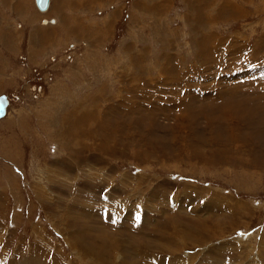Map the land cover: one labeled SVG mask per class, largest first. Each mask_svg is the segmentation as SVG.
<instances>
[{
  "label": "rangeland",
  "instance_id": "rangeland-1",
  "mask_svg": "<svg viewBox=\"0 0 264 264\" xmlns=\"http://www.w3.org/2000/svg\"><path fill=\"white\" fill-rule=\"evenodd\" d=\"M263 57L264 0H0V264H264Z\"/></svg>",
  "mask_w": 264,
  "mask_h": 264
},
{
  "label": "bare ground",
  "instance_id": "bare-ground-1",
  "mask_svg": "<svg viewBox=\"0 0 264 264\" xmlns=\"http://www.w3.org/2000/svg\"><path fill=\"white\" fill-rule=\"evenodd\" d=\"M50 1V0H49ZM34 3H35V0H34ZM35 6H36V3H35ZM49 6V5H48ZM37 7V6H36ZM38 8V7H37ZM48 8V7H47ZM38 10L39 11H45V10H40L39 8H38ZM47 10V9H46ZM55 20L54 19H50V22L51 23H53ZM72 32V31H71ZM72 34V33H71ZM211 38V36L209 37V39ZM203 47H205L204 45H203ZM203 52V51H202ZM205 53V52H204ZM199 58V57H198ZM264 58V57H263ZM213 64V63H212ZM246 87V86H245ZM232 89H234V92H230V94L227 96L228 97V99H226V100H229V99H231L230 101H232L233 99H235V97H234V95H232L231 93H237V91H238V88L236 89V88H232ZM223 94H224V92H222ZM222 93H219V94H222ZM255 93V92H254ZM189 95H188V99L189 100H191V101H193L195 98H194V96H193V93H188ZM191 94V95H190ZM195 94V93H194ZM218 94V93H217ZM217 94H216V96H217ZM218 94V95H219ZM222 94V95H223ZM226 94V93H225ZM222 95H220V96H222ZM246 95V94H245ZM255 95V94H254ZM196 96V95H195ZM215 96V95H214ZM237 96H238V94H237ZM219 98V97H218ZM224 98V96L222 97V99ZM253 98V97H252ZM251 98V99H252ZM193 99V100H192ZM216 98H214V100H215ZM246 100H244V101H242V99H241V101H236V100H234V101H232V103H226V104H228V106L226 107V109H225V111H224V113H222V111H220L219 112V116H221L220 118H226V119H228V120H230V119H232L233 117H234V115L236 114H238L239 112H241V111H245V112H242V116H243V118H247V119H250V118H252L253 119V117L254 116H256V112L255 111H251V110H249V109H247L246 107H245V103H246V101H247V98H245ZM250 98H248V101H250L251 100ZM188 100V101H189ZM239 100V99H238ZM184 101H185V99H184ZM229 101V102H230ZM214 102V101H213ZM216 102V101H215ZM186 103V102H185ZM186 105V104H185ZM186 107H187V105H186ZM8 108V107H7ZM185 109V108H184ZM188 112H190V109H192L193 110V108L192 107H189L188 106ZM197 109V108H196ZM219 109L220 110H222V107H219ZM230 109H234L233 110V112L232 113H229L227 110H230ZM193 111H191L190 113H192ZM7 114V110H6V113H5V115ZM197 114V113H196ZM199 114V113H198ZM4 115V116H5ZM185 115V114H184ZM235 115V116H236ZM3 116V117H4ZM187 116V115H186ZM189 116V115H188ZM191 116H193V121H195L196 122V120L197 119H194V115H192L191 114ZM3 117H1V118H3ZM185 117V116H184ZM217 118V117H216ZM219 118V119H220ZM240 120H241V117H240ZM224 121H226V120H224ZM232 125V124H231ZM238 127V126H237ZM229 128V127H228ZM241 129V128H240ZM230 132V131H229ZM232 132V131H231ZM214 134H216V133H214ZM222 134V133H221ZM232 135H233V133H231ZM230 134V135H231ZM249 134V133H248ZM84 135H86V131H85V133H84ZM89 135V134H88ZM229 135V134H228ZM216 137V136H215ZM230 137H232V136H229V138ZM259 137V136H258ZM66 138V137H65ZM230 140V139H229ZM236 140V139H235ZM64 142V141H63ZM115 142V141H114ZM223 142H224V140H223ZM242 142V141H241ZM230 143V142H229ZM247 143V142H246ZM83 144V143H82ZM87 144V143H86ZM188 144H190V143H188ZM85 146V145H84ZM83 146V147H84ZM87 146V145H86ZM107 145L106 144H102V147L100 146L99 147V149H103L102 150V152L104 151V150H106L107 149V147H106ZM146 146V145H145ZM196 147V146H195ZM87 150H88V146H87V148H86ZM249 149V148H248ZM252 149V148H251ZM89 152H90V150H89ZM236 152H237V150H236ZM246 152H248V150L246 151ZM145 153V152H144ZM168 153V152H167ZM212 153H214V152H212ZM220 153V152H219ZM238 153V152H237ZM242 153V152H241ZM73 154H76V151L75 150H73ZM134 154V153H133ZM148 154V153H147ZM147 154L145 155V156H143V158H145V157H147ZM166 154V153H165ZM214 154H216V153H214ZM221 154V153H220ZM167 155V154H166ZM191 155V154H190ZM243 155V154H242ZM136 156H137V158L139 157L137 154H136ZM192 156H199V152H197V151H195L193 154H192ZM213 156V155H212ZM142 157V156H141ZM201 157V156H200ZM218 157V156H217ZM226 157H227V155H226ZM257 157V156H256ZM81 158V157H80ZM79 158V159H80ZM105 158H107V157H103V159H101V160H103L104 161V159ZM216 158V157H215ZM219 159H221V157H218ZM214 159V158H213ZM212 159V160H213ZM217 159V158H216ZM218 159V160H219ZM259 159V158H258ZM88 160V158H87V156L84 158V156H83V154H82V161H87ZM107 160H108V158H107ZM201 160H203V159H201ZM205 160V159H204ZM215 160V159H214ZM226 160V158L225 159H223L222 161L220 160V161H217L218 162V164H219V162H220V164H222L223 163V161H225ZM238 160H241V159H238ZM259 161V160H258ZM217 162H215V163H217ZM222 162V163H221ZM226 162H227V160H226ZM244 162V161H243ZM214 163V164H215ZM257 163V162H256ZM219 164V165H220ZM64 165V164H63ZM212 165V164H211ZM211 165H209V166H211ZM217 166V165H216ZM220 166H222V165H220ZM247 166V165H246ZM250 167V166H249ZM66 168V167H65ZM85 172H86V170H85ZM188 185V184H187ZM192 185V184H191ZM194 187V186H193ZM192 187V188H193ZM35 190V189H34ZM42 191V190H41ZM94 191V190H93ZM226 197V196H225ZM231 197V196H230ZM162 199V198H161ZM198 200H202L203 199V197H198L197 198ZM230 199H232V198H230ZM178 200V199H177ZM184 200H185V198H184ZM161 207V206H160ZM201 208H205V203H202V205H201ZM164 210V209H163ZM131 213V212H130ZM144 214H145V212H144ZM90 215V214H89ZM195 216V215H194ZM147 217V216H146ZM145 217V218H146ZM116 218V217H115ZM149 220V219H148ZM143 221V220H142ZM90 222V221H89ZM177 222V221H176ZM144 223V222H143ZM184 224V223H183ZM88 225V224H87ZM130 225V224H129ZM185 225V224H184ZM187 225V224H186ZM89 226V225H88ZM131 226V225H130ZM175 227H179L178 225H174ZM80 227V226H79ZM86 227V226H85ZM188 227V226H187ZM205 227V226H204ZM191 228V227H190ZM191 229H193V228H191ZM203 229V227H201V232L202 233H205L206 235H207V233L208 232H211V230H207V228H205L204 230H202ZM218 230V229H217ZM132 231V230H131ZM136 231V230H135ZM138 231V230H137ZM214 231H216V230H214ZM125 232V231H124ZM174 232V231H173ZM197 233V232H196ZM184 234H182L181 233V236H183ZM167 236V235H166ZM185 236V235H184ZM214 236V233H212V234H210V235H208V238H210V237H213ZM182 243V242H181ZM195 248V247H194ZM199 248V247H198ZM204 248V247H203ZM165 249V248H164ZM174 249V248H173ZM176 249V248H175ZM176 253V252H175ZM174 253V254H175ZM95 254V253H94ZM107 254V253H106ZM208 255V254H207ZM212 255V254H211ZM84 256V255H83ZM82 256V257H83ZM85 257V256H84ZM105 257V256H104ZM174 257V256H173ZM171 258V257H170ZM83 259V258H82ZM113 260V259H112ZM81 264H83V263H81ZM85 264V263H84ZM157 264V263H156Z\"/></svg>",
  "mask_w": 264,
  "mask_h": 264
},
{
  "label": "water",
  "instance_id": "water-1",
  "mask_svg": "<svg viewBox=\"0 0 264 264\" xmlns=\"http://www.w3.org/2000/svg\"><path fill=\"white\" fill-rule=\"evenodd\" d=\"M36 6L40 10H46L49 5V0H35ZM5 114V100L0 97V118Z\"/></svg>",
  "mask_w": 264,
  "mask_h": 264
},
{
  "label": "crops",
  "instance_id": "crops-1",
  "mask_svg": "<svg viewBox=\"0 0 264 264\" xmlns=\"http://www.w3.org/2000/svg\"><path fill=\"white\" fill-rule=\"evenodd\" d=\"M50 2V1H49Z\"/></svg>",
  "mask_w": 264,
  "mask_h": 264
}]
</instances>
